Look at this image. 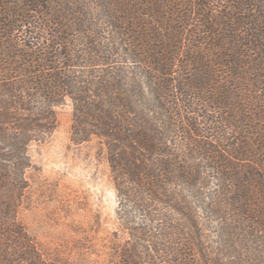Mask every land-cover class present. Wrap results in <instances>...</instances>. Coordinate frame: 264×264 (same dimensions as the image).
<instances>
[{"label":"trees","instance_id":"16d2710c","mask_svg":"<svg viewBox=\"0 0 264 264\" xmlns=\"http://www.w3.org/2000/svg\"><path fill=\"white\" fill-rule=\"evenodd\" d=\"M68 101L130 235L110 264H264V0H0V264H66L19 210Z\"/></svg>","mask_w":264,"mask_h":264},{"label":"rangeland","instance_id":"374dc122","mask_svg":"<svg viewBox=\"0 0 264 264\" xmlns=\"http://www.w3.org/2000/svg\"><path fill=\"white\" fill-rule=\"evenodd\" d=\"M59 126L30 147L33 166L19 217L46 258L66 264H110L129 240L106 149L97 138H71L73 105L58 108ZM214 185V184H213Z\"/></svg>","mask_w":264,"mask_h":264}]
</instances>
